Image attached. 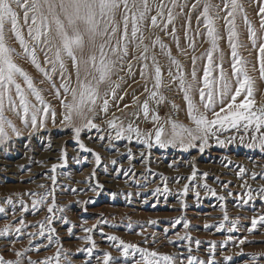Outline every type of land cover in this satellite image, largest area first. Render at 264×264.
Returning a JSON list of instances; mask_svg holds the SVG:
<instances>
[{"label":"rangeland","instance_id":"374dc122","mask_svg":"<svg viewBox=\"0 0 264 264\" xmlns=\"http://www.w3.org/2000/svg\"><path fill=\"white\" fill-rule=\"evenodd\" d=\"M180 2L184 3L185 0ZM188 2L193 3L195 0ZM212 2L219 4L221 0ZM242 2L259 35V17L256 14L258 5L253 0ZM184 12L188 13L190 10L184 9ZM190 15V30L187 29L184 15L178 16L174 24L180 49H186L187 54L180 52L173 37L166 32L151 29L147 31L152 35L145 33L150 40L160 36L171 47L173 56L181 61L183 71L189 74V79L193 68L191 57H203L211 47L202 21L199 24L200 31H197V12H190ZM220 15L223 17L224 13L221 12ZM236 23L240 43L244 45L239 49L240 55L248 61L249 74L255 78L257 85L260 78L259 52L251 44L242 15L237 16ZM217 26L223 37L219 41V47L224 53L223 67L235 87L225 21L218 19ZM172 27L173 25H169V31ZM186 31L195 41L194 51L189 47ZM156 51L164 70L165 85L161 91L168 101L159 108V114L166 117L172 113L171 103L174 102L179 106L176 118L192 126L186 116V102L178 88V82L171 83L172 78L167 75L168 60L159 55L158 47ZM132 54L138 53L133 49ZM219 56V51L214 53L217 64L220 63ZM206 63V59H197L195 67L198 78L202 77ZM215 74L218 76L219 69ZM119 76H123L124 81L117 90L118 95L127 92L122 101H116L119 108L112 106L107 116L101 115L97 118L95 122L101 125L102 131H81L80 141L86 148L92 149V152L80 148L73 129L62 124L63 109L49 91L50 88L44 85L37 83L46 90L44 95L56 107L55 123L49 118L46 127L29 136L31 129H25L21 120L13 113H8L24 134L19 138L13 137L7 151L0 147V161L9 162L7 173L0 175V205L9 210L0 213V229L6 224L15 227L21 218L27 226L20 234L12 232L0 237V255H4L6 259H16L15 251L31 248L33 250L28 251L27 255L32 260L44 261L45 258L55 257L57 250L61 249V264H67L65 253L72 264H88L89 261L90 264H95L96 257L107 251L118 258V264H137V261H141L142 254L133 249L128 257H124L123 247L119 243L123 240L126 244H134L148 251L172 255L180 264H188V257L196 258L192 264H196L197 259L207 264H253L251 256L255 254L259 257L264 253V226L258 224L257 229L250 230L252 217L264 215V199L257 195L264 187V151L259 147L248 146L252 137L258 134L245 132L243 129H230L219 133L220 140L226 141L224 145L210 139V146L203 152H200L198 147H160L155 143L154 135L151 148L142 142L143 138L137 140L135 134H131V140L115 139V131L109 129L105 123L112 118V113L119 116L125 126L132 121L142 132L154 133L155 130V125L145 120L142 115L139 119H134L131 115L139 111V106L132 104L133 95H138L141 101L147 96V93L143 92L144 81L140 78L139 67L133 68L132 76L127 74L126 69L120 72ZM54 78L59 86L58 78ZM113 79L118 80V77L114 76ZM256 89L257 103H264V79H261V84L256 86ZM193 96L199 102L198 93L194 92ZM242 99L243 94L237 98V102ZM124 104L132 106L124 108ZM216 110H219V105ZM168 131L170 129L166 128V133ZM100 136L105 139H99ZM65 151L66 164L63 159ZM96 153L101 156L99 166L95 162ZM114 160L115 164L112 163ZM54 164L57 165L55 172L52 171ZM211 165H217V168ZM193 170L196 171L195 180L190 179ZM204 173H207L206 177ZM53 175L56 177L55 183L50 179ZM186 184L188 192L184 195ZM205 184L208 188L204 187ZM158 188L159 192L156 191ZM249 188L253 193L252 200L248 199ZM53 189L57 205L54 215L47 212L52 197L38 210L32 208V200L35 198L33 193L43 195ZM209 189L215 190L216 194L212 195ZM220 197L224 199L221 200ZM8 198L14 202L12 205L6 203ZM23 207L28 211H23ZM61 208L63 211H60ZM225 211L228 220L224 219ZM49 216H52V224L44 229L45 236L30 238L29 233H36L41 224L47 223L46 218ZM62 217H66L70 223H64ZM177 219L181 220L180 224L174 223ZM185 221L190 222L188 228L183 227ZM233 221L238 222L232 231H229ZM220 224L224 225L222 229L219 228ZM93 225L96 227L93 228ZM51 227L56 228L55 233L48 231ZM85 228L93 230L85 232ZM47 235L52 236L51 242L45 238ZM185 235L191 239H179ZM88 236H91L98 246L92 257L81 251L90 246V242L85 239ZM109 236L119 239L111 241ZM197 240L199 244L196 243ZM241 240L245 242L241 244ZM36 248L40 250L35 251ZM227 257H231V260ZM52 264H55L54 260ZM142 264H147V261ZM255 264H264V259H257Z\"/></svg>","mask_w":264,"mask_h":264},{"label":"snow or ice","instance_id":"6c2138e0","mask_svg":"<svg viewBox=\"0 0 264 264\" xmlns=\"http://www.w3.org/2000/svg\"><path fill=\"white\" fill-rule=\"evenodd\" d=\"M253 2L258 5L256 14L259 17V35L256 26L249 19L242 0H221L219 4L213 3L212 0H195L193 3H189L188 0L184 3L180 0H168L167 3L165 0H0V147L7 151L13 137L19 138L24 134L8 113H13L21 120L25 129H31L29 136L46 127L49 118L55 123L56 107L44 95L46 90L39 87L34 77L17 63V58H20L33 65L42 75L40 85L47 81L51 86L49 91L63 109L62 124L73 129L79 147L85 151L93 150L86 148L80 141L81 131L84 129L102 131L101 125L95 121L101 115L107 116L110 107L119 108L116 101H122L124 95H127V92L118 95L117 90L121 88V83L124 81V77L119 76V73L126 69L127 74L132 76L134 67H139L140 78L144 81L143 92L147 93V96L141 101L138 95H133L132 104L138 105L139 111L131 115L134 119H139L142 115L145 120L155 125V130L154 133L142 132L140 127L134 125L132 121L125 126L123 120L112 113V118L105 123L109 129L115 131V139L131 140V134H135L137 140L143 138L142 142L151 148L154 135L155 143L160 147L169 145L198 147L199 151L203 152L210 146V139H215L219 145L226 143L220 140L219 133L230 129L236 131L243 129L245 132L251 131L258 134L252 137V142L248 146L259 147L264 151V103H257L256 80L249 74L248 61L240 55L239 49L244 45L240 43V33L236 23L237 16L242 15L251 44L259 52L258 71L260 78L264 79V0H253ZM184 9L197 12V31H200L199 24L202 21L204 32L211 45L205 56L191 57L193 68L190 79L189 74L183 71L181 61L173 56L171 47L160 36L157 35L154 40H150L145 34L149 29L166 32L173 37L180 52L187 54L186 49H180L179 37L174 27L178 16L184 15L187 29H191L190 12L185 13ZM221 12L224 13L223 17L220 15ZM218 19L225 21L227 42L231 48V69L235 76V87L223 67L224 53L219 47V41L223 37L217 26ZM169 25H173L171 31H169ZM185 35L188 37L189 47L194 51V39L188 35L187 31ZM146 41L149 42L146 43ZM13 42L19 45V50L12 46ZM157 47L159 55L165 56L168 60L167 75L172 78L171 83L178 82V88L183 93L186 116L192 126L176 118L179 106L174 102L171 103L172 113L166 117H161L159 114V108L168 101L161 91L165 85V79L156 51ZM133 49L138 54L133 55ZM217 51L220 52L219 64L214 60V53ZM40 53L44 57L43 64ZM197 59L207 61L200 78L197 76L195 67ZM133 61L137 63L134 64ZM217 69H219L218 76L215 74ZM114 76L118 77L119 82L113 79ZM54 77L58 78L59 86ZM149 82L151 88H149ZM194 92L198 93L199 102L194 99ZM242 94L243 99L238 103L237 98ZM131 106L124 104L123 107ZM166 128L170 129L167 133ZM99 139L103 140L105 137L100 136ZM230 142L227 141V143ZM241 143H243L242 137ZM63 159L66 164V151L63 153ZM95 162L98 166L101 163L99 153L95 154ZM112 163L115 164L116 161ZM56 168L57 165L54 164L52 171L55 172ZM241 175H243V169H241ZM204 176L206 177L207 173H204ZM50 179L55 183L54 175ZM190 179H196L195 170ZM100 187L102 188L103 185ZM204 187L208 188V185L205 184ZM156 191L159 192L160 189ZM167 191L165 187V192ZM209 191L212 195L216 194L213 189ZM187 192L186 184L183 189L184 195H187ZM32 195L35 197L32 200V208L36 210L46 205L48 198L52 197L51 203L47 206V212L54 215L57 207L54 189L43 195L39 193ZM257 195L264 199V187ZM196 196H199V192ZM220 199L223 200L224 197ZM248 199H253L250 188ZM6 203L12 205L14 202L8 198ZM21 204L23 205V201ZM22 210L28 211L26 207ZM6 211L9 210L0 205V213ZM60 211L63 209L61 208ZM224 219L228 220L226 211ZM62 220L64 223H70L66 217H62ZM46 221L47 223L41 224L36 233H29L30 238L45 236L44 229L52 224V216L47 217ZM237 222H232L229 231H232ZM152 223L156 222L152 221ZM174 223L180 224L181 220L177 219ZM189 223L185 221L183 227L188 228ZM258 224L264 226V215L252 217L250 230L257 229ZM26 226L22 218L15 227L6 224L3 229H0V237L12 232L20 234ZM95 227L93 225V228ZM223 227V224L219 225L220 229ZM92 230V228L84 229L85 232ZM48 231L55 233L56 228L51 227ZM45 238L49 242L52 240L51 235ZM85 239L90 242V246L81 251L86 252L88 257H92L98 246L91 236ZM108 239L116 241L119 238L109 236ZM179 239L191 238L185 235L180 236ZM244 242V240L240 241L241 244ZM57 243H59L58 237ZM119 243L123 247L124 257H128L130 250L133 249L142 254L141 261H137V264H142L145 260L147 264H180L179 260L172 255L148 251L134 244H126L123 240ZM196 243L200 242L197 240ZM32 250L29 248L24 251H15L16 259H6L4 255H0V264H25V261L27 264H52L53 260L55 264H61V249L57 250L55 257L45 258L44 261L32 260L27 255V252ZM39 250V248L35 249V251ZM64 258L67 264H72L66 253ZM194 259L196 258L188 257V264H192ZM227 259L231 260V257ZM251 259L255 264L257 259H264V253L259 257L253 254ZM95 264H118V258L106 251L102 256L96 257ZM196 264H207V262L197 259Z\"/></svg>","mask_w":264,"mask_h":264},{"label":"bare ground","instance_id":"6f19581e","mask_svg":"<svg viewBox=\"0 0 264 264\" xmlns=\"http://www.w3.org/2000/svg\"><path fill=\"white\" fill-rule=\"evenodd\" d=\"M166 1V0H165ZM154 14V13H153ZM151 30V29H149ZM146 33H148V35H152V33L150 31H147ZM12 46L13 47H16L18 50H19V45L16 44L15 42L12 43ZM40 60H41V63L43 64V61H44V57H43V54L40 53ZM17 63H19L22 67H24L33 77L34 79H36L37 83H39V81L41 79H43L42 75L35 69V67L33 65H31L30 63H28L26 60H23V59H20V58H17ZM252 63V62H251ZM46 67H48L47 65H45ZM257 68V67H256ZM260 79V80H259ZM258 79V82H257V87L260 86L261 84V78ZM45 87H48L50 88L51 86L47 83V81H45V83L43 84ZM50 157V156H48ZM213 168H217V165H211ZM8 167H9V162L8 161H3L1 160L0 161V175L1 174H6L7 171H8ZM220 167V166H219ZM214 171V169H213ZM135 174V173H134ZM2 177V176H1Z\"/></svg>","mask_w":264,"mask_h":264}]
</instances>
